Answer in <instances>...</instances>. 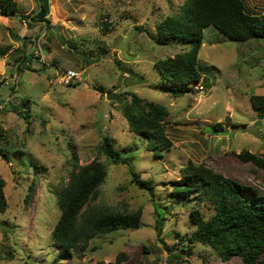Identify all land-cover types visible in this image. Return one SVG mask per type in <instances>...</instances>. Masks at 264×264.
Wrapping results in <instances>:
<instances>
[{
  "label": "rangeland",
  "instance_id": "obj_1",
  "mask_svg": "<svg viewBox=\"0 0 264 264\" xmlns=\"http://www.w3.org/2000/svg\"><path fill=\"white\" fill-rule=\"evenodd\" d=\"M16 1L17 16L0 15V180L7 202L0 212V264H244L182 242L195 230V204L174 197L173 187L192 162L223 174L243 193L264 196V169L239 158L245 152L264 157V110L251 102L264 95V41L236 43L212 26L205 29L198 61L203 79L193 85L198 93L173 98L156 63L189 48L180 40L155 39L157 24L182 11L186 0H50L49 30L20 18L37 14L35 0ZM243 1L251 14L264 15V0ZM25 51L34 57L16 63ZM60 69L79 71L83 80L65 85ZM108 93L118 99H107ZM128 93L168 109L172 146L162 156L130 131L123 114ZM219 123L224 130L211 132ZM106 137L131 165L101 153ZM94 160L108 175L90 204L141 209L140 227L98 235L81 256L66 259L51 239L61 215L58 194L74 171ZM131 169L153 182L154 198L132 183ZM199 209L206 220L215 213L207 203ZM157 213L166 219L160 237Z\"/></svg>",
  "mask_w": 264,
  "mask_h": 264
},
{
  "label": "trees",
  "instance_id": "obj_2",
  "mask_svg": "<svg viewBox=\"0 0 264 264\" xmlns=\"http://www.w3.org/2000/svg\"><path fill=\"white\" fill-rule=\"evenodd\" d=\"M36 1L39 4L37 14L32 17L22 15L20 18L28 21V27L32 22H43L44 27L49 30L51 22L47 16L50 0ZM17 10L16 0H0L1 16L15 17L18 15ZM181 10L157 24L155 39L160 44L180 40L189 48L187 52L156 63L164 91L173 98H181L189 92L198 93L193 85L203 79L198 61L205 29L212 26L236 43L264 41V15L251 14L243 0H186ZM137 29L142 30V27ZM30 57H34L33 52L25 51L16 63L19 60L27 62ZM128 94L131 102L124 107L123 114L130 131L151 143V147L158 150L157 155L162 156L161 152L172 146L166 134L168 109L162 104L146 102L135 93ZM251 102L255 109L264 110V95L252 96ZM13 111L24 119L29 117L16 108ZM223 130V125L219 123L214 125L211 132ZM100 151L114 164L131 165V160L124 159L114 142L107 137L103 140ZM239 158L264 169V157L245 152L239 154ZM130 172L132 183L148 191L154 198L153 182L141 179L133 169ZM107 175L106 166L101 161L94 160L74 171L67 186L58 194L61 215L51 233V239L61 257L71 259L76 255L81 256L85 246L98 235L140 227L143 216L141 209L132 212L117 211L106 205L90 204ZM33 188L31 185L26 196L27 203ZM173 196L195 204L190 212L195 230L192 235L183 237L182 242L186 240L191 245L208 247L221 261L240 257L244 264H264V196L252 189L243 193L239 184L223 174L192 162L182 169L181 177L174 182ZM205 203L215 207L214 215L207 220L199 209ZM6 209L4 185L0 180V212L3 213ZM165 221L157 213L155 230L159 237ZM124 258L123 253L119 254L118 263H122ZM185 264L191 263L185 261Z\"/></svg>",
  "mask_w": 264,
  "mask_h": 264
},
{
  "label": "built area",
  "instance_id": "obj_3",
  "mask_svg": "<svg viewBox=\"0 0 264 264\" xmlns=\"http://www.w3.org/2000/svg\"><path fill=\"white\" fill-rule=\"evenodd\" d=\"M38 52H36L37 54ZM60 78V82L65 85H72L76 82L83 80V73L71 69H60L57 74Z\"/></svg>",
  "mask_w": 264,
  "mask_h": 264
},
{
  "label": "water",
  "instance_id": "obj_4",
  "mask_svg": "<svg viewBox=\"0 0 264 264\" xmlns=\"http://www.w3.org/2000/svg\"><path fill=\"white\" fill-rule=\"evenodd\" d=\"M107 99H118V94L108 93ZM182 254L185 255L186 257H189L191 255L190 251H184V252L182 251Z\"/></svg>",
  "mask_w": 264,
  "mask_h": 264
},
{
  "label": "crops",
  "instance_id": "obj_5",
  "mask_svg": "<svg viewBox=\"0 0 264 264\" xmlns=\"http://www.w3.org/2000/svg\"><path fill=\"white\" fill-rule=\"evenodd\" d=\"M36 1V0H35ZM37 2V1H36Z\"/></svg>",
  "mask_w": 264,
  "mask_h": 264
}]
</instances>
